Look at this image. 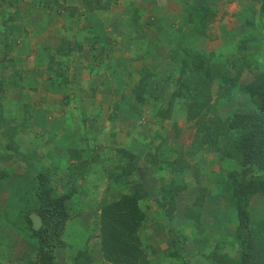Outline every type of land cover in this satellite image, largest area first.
I'll return each instance as SVG.
<instances>
[{
  "label": "crops",
  "instance_id": "0c3cea01",
  "mask_svg": "<svg viewBox=\"0 0 264 264\" xmlns=\"http://www.w3.org/2000/svg\"><path fill=\"white\" fill-rule=\"evenodd\" d=\"M1 1L11 3L12 0ZM36 1L17 0L29 4L27 15H23L24 9L16 7L11 15L14 17L16 14L15 17H22V20L17 21V25L10 22L0 25L3 37L11 43L6 47L11 58L10 65L5 66L9 75L5 78L0 70V81L3 82L1 92L9 98V104L15 106V113L28 120L25 127L15 130L11 138L18 149L31 153L40 146L41 153L50 152L51 161L64 165L65 161L73 162L70 164L73 167L69 168L75 171L76 177L72 179V185L65 186L73 188L69 189L71 192L66 202L70 218L65 226L72 230L71 233L75 230L81 233L76 252L87 248L91 264H105L99 250V208L116 200L120 194H131L132 186L139 185L145 193L139 201V208L144 213L142 234L149 239V249L145 252L148 264H213L205 258L213 253L232 255L230 246L236 221L220 182L230 170L224 168L226 160L219 159L216 153L192 149L193 122L186 120L182 99L170 97V85L166 81L163 83L162 79L168 76L171 68V72L175 71L176 65L169 52L171 48H178L177 39L181 38V42L186 43L190 41L191 47L202 49L196 44L201 38L209 43L207 51L202 50L225 56L231 45L229 40L244 37L243 24L247 17L256 16L261 0L58 1L65 7L76 9L72 18L65 15V22L78 23L79 20L80 24L81 20L82 24L81 27H75L74 23L70 25L71 33L65 34V40L70 44L65 42L62 56L55 53L62 40L57 36L59 27L53 22L56 19L52 20L53 16H57V10L53 8L46 16L41 6H34ZM85 2L98 4L99 7L86 12L83 7ZM182 4L207 11L210 20L202 29L203 34L197 33L201 28L195 20L187 18ZM34 17L39 18L38 22L31 28L27 27V18L35 20ZM41 18H48V21ZM131 18L143 26L137 29ZM65 26V31H68V25ZM84 38L87 42H90L89 39L95 41V47L90 48ZM76 40L82 42L79 52L73 49L72 43ZM214 43H218L219 47L211 48L210 44L215 47ZM47 53L53 54L54 61L65 64V88L50 89ZM145 53L155 59L147 64L154 77L147 81L148 91L143 101L138 103L130 90L136 79L132 84L131 77L126 78V83L124 79L125 72L134 70L129 58ZM141 65L134 66L140 68ZM167 67L171 68L166 71ZM15 113L7 111L5 117H15ZM5 144L2 142L3 147ZM59 150H63L65 157ZM121 152L132 156L130 165L133 170L128 175H121L128 163ZM169 162H178L181 169L171 171ZM23 163L28 164L26 160ZM4 165L10 182L17 167L8 163ZM18 170L19 175L16 176L22 179L25 166ZM67 177L65 183L71 175L67 174ZM170 182L180 190L173 195L175 215L173 219L165 220L161 214V196L165 198V192L161 188ZM20 188L21 185L18 188L12 184L0 190L1 222H12L13 218L7 217L10 215L5 205L19 204L23 194ZM199 188L202 189L203 199L200 206H193ZM62 189L63 186L56 193ZM263 202L264 197L256 194L248 204L250 222L262 233ZM189 208L199 216L197 229L185 222L184 213ZM186 225L189 227L185 228ZM182 228H185L184 232ZM178 232L185 239L179 237ZM13 240L14 243L7 248L8 256L0 254V261L5 259L3 264H23V261L26 264V260L35 259L36 247L32 240L20 235ZM182 244L185 245L183 249L180 247ZM173 248L178 250L172 252ZM65 252L62 248L54 249L55 264H73L71 258L65 260ZM233 254V259L238 261V252ZM22 255L26 257L22 258Z\"/></svg>",
  "mask_w": 264,
  "mask_h": 264
},
{
  "label": "trees",
  "instance_id": "16d2710c",
  "mask_svg": "<svg viewBox=\"0 0 264 264\" xmlns=\"http://www.w3.org/2000/svg\"><path fill=\"white\" fill-rule=\"evenodd\" d=\"M58 1L62 0H37L34 6H41L45 10L46 16L49 15L53 8H56L57 14L62 13L60 17L63 18L67 15L68 18H72L76 9L74 7H65L63 3ZM1 4H3L2 1ZM181 6L185 8L187 18L189 17L190 21L195 20L194 22L201 28L197 33L203 34L202 29L210 20L207 11L201 7L195 8L184 4ZM83 7L86 12H89L96 10L99 5L85 2ZM0 13L1 16L5 15L4 8H1ZM10 15L8 14V17L5 18L7 22L13 20L12 15ZM194 15L197 18L192 19L190 16ZM247 18L246 23L249 27V34L244 35L235 44L236 55L234 57L216 56L213 53H206L193 45L191 47L190 41L186 43L181 42V38L177 39L178 48H171L172 50L169 52L171 60L176 65L175 71L168 73V76L163 81V83L166 81V84L170 85V97L175 98V95H180L182 103L186 107V120L193 122L192 149H204L216 153L218 157L221 158L222 156L221 160L232 159L234 164V170L230 169L226 175L230 187L228 202L226 203L230 207L236 221L230 247L233 246L234 249L238 250L237 256L239 260L235 261L233 259L234 250L230 256L213 253L206 258L213 264H264V233L259 231L253 225V222H250L248 209L249 200L252 196L256 194L264 196V69L262 68L263 65H260L262 61H258L255 52H246V47L255 39L252 36L255 30V23L264 30V0L260 1L256 16ZM131 22L137 29L142 26L138 25L134 18H131ZM83 40L87 42L85 38ZM89 41L87 43H89L90 48L95 47L96 42L91 41V39ZM65 42L70 44L65 39H62L61 45L65 44ZM73 42V49L79 52L82 42L79 40ZM64 51L65 48L63 49L60 46L55 53L57 56H62ZM1 67L5 68L4 66ZM46 67L50 74L54 75L49 77L50 89L55 91L63 86L60 83H55V79L58 77V81L64 82L65 85L67 71L64 63L61 64L54 61L53 54H49ZM244 69L250 72L251 80L246 84H240L239 75ZM63 70H65V76L60 78L64 74ZM136 72L138 79L131 85V93L133 99L141 103L149 88L147 81L153 80L154 75L145 65L141 66ZM125 76L124 82L126 78H132V69L130 72H125ZM2 83L0 81V86ZM213 85H215V92H213ZM233 92H237L247 99H252L257 102L258 107L247 111L234 110L226 119H222L218 113H215V108L217 104L224 102ZM214 93L215 98H213ZM214 103L216 104L215 106ZM24 122L22 127H25L28 120H24ZM12 134L13 132H9V130L0 132V136L5 138L3 140L8 142L4 146L6 150H10L12 153L16 152L15 154H22L25 159H31L35 162L43 163L49 161L52 165H57V167L65 166L57 162V164H53L50 160V152L41 153L39 151L40 146L33 149L31 153L26 150L20 152L15 143L13 144L11 141V136H14L15 133ZM122 154L124 158H127L128 163L121 171V175H128L133 170L130 165L132 156L130 154ZM178 165V162H169V167L173 172L181 169V166ZM71 166L69 165L70 168L73 167ZM3 171L5 169L0 170V178H2L0 182L6 180L9 176ZM53 171L51 173L44 169H35L30 178L32 182H30L29 188L23 182L17 183L18 188L20 185L22 186V195L27 199V203L21 205L20 209L18 208L16 211L8 210L10 217L20 222H14L13 220L12 222H4L8 225L6 226L9 235L14 237L20 235L33 241L36 247V257L33 261L26 260V264H55L54 249L64 246L61 241V234L65 222L70 218L66 202L69 199L70 190L73 188L65 187L70 182V180H67L68 182L66 181L62 185V191L56 193L55 188L50 183L51 179L56 177L57 174L55 173V168ZM256 175L259 177L257 178ZM166 187L169 189L165 192V198L161 196V214L165 220H170L175 215L173 195L180 188L174 186L172 182ZM164 189L161 188L163 193ZM28 191H30V194H28ZM144 196L145 193H143L141 187L133 185L131 194H120L116 200L100 206L97 225L99 250L103 263L148 264L145 252L149 249V244L143 246L140 240L143 236L141 227L144 223V213L139 208V201ZM166 198L167 201H164ZM202 199L203 195L199 192L192 205L200 206ZM31 212L41 220V226L37 231H33L30 227L28 215ZM184 218L190 227L197 229L199 216L193 214L190 208L184 213ZM189 226L186 225L185 228ZM185 228H182L183 232ZM179 237L185 239L182 234ZM6 240L7 238L5 237L3 242H8ZM176 250L178 248H173L171 251L176 252ZM72 260L73 264H91L87 248L77 251ZM3 263H5V259L0 261V264Z\"/></svg>",
  "mask_w": 264,
  "mask_h": 264
},
{
  "label": "rangeland",
  "instance_id": "374dc122",
  "mask_svg": "<svg viewBox=\"0 0 264 264\" xmlns=\"http://www.w3.org/2000/svg\"><path fill=\"white\" fill-rule=\"evenodd\" d=\"M22 2H26V1H22ZM1 5H3V6H1ZM19 5H21V6H19ZM60 5H62V4H60ZM63 6H65L64 3H63ZM16 7L19 10H23L24 9L23 15H25V16L27 15L26 10L27 11L30 10L28 3H21V2L19 3L16 0H12L11 3L7 1V2L1 4V2H0V10H1V8H4L5 14H6L2 18H0V25L3 24V23H5L7 25L8 22H7V20H5V18L7 17L8 14L15 13V12L11 13V11L14 10ZM18 14L21 15V13H18ZM61 14L62 13L57 14V16H53L52 20L53 19H56V20H53V22L54 23L56 22V25H58L57 27H59L58 35L57 36H60L61 39H65V34H68L69 35L68 32L71 33V31H70L71 30V26H73L71 24L74 23V26L75 27H78V26L81 27L82 24H81V20H80V24H79V20H78V23H76L74 21L71 22V23H67V22H65V17H63V18L60 19V15ZM15 15L13 17V20L10 21V23H12V25H17V21H21L22 20V17L20 19H18L17 17H15ZM30 16H32V14ZM193 17L194 18H197L196 15H194ZM44 18H41V20L43 19V21H46L47 22L48 21V18H46V19H44ZM34 19L35 20H33L32 18H27V22H28V26L27 27H29V28L33 27V25H35L38 22V20H39L38 17H34ZM57 19H58V21H57ZM245 22H247V20H245ZM25 24H27V23H25ZM65 25H68L67 26L68 31H65V29H66L65 28L66 27ZM247 25H248L247 23H245V25L243 24L244 30L246 32L245 35H248L249 34V27ZM36 26L38 28L40 27L39 24L36 25ZM0 27H2V26H0ZM207 31H209V27L207 28ZM208 34H209V37H210L211 34L210 33H208ZM3 35H4L3 31H1V29H0V70H1V72H4L2 74L6 78V76H8L9 74H7L6 69L3 68V67H1V66H4L5 67V66H9L10 65V62L9 61H11V58L9 57V53H7L6 47H8L9 44L11 45V43L10 42H7L8 40L6 38H4ZM252 36H254L255 39H254L253 42L251 41L252 43H250L246 47V52H252V51L255 52L256 58H258V61H262V63L260 65H264V44H262V42H264V30H263V28L261 26L256 25V23H255V30L252 33ZM68 37H70V36H68ZM239 40H241V39H239ZM236 41L238 42V40H236ZM236 41H234L232 39L229 40V42H231V45H229V51H226L224 53V54H226L225 56H232V57H234L236 55V53H235L236 48L234 47L235 44L237 43ZM196 44L199 47H201L202 49H204V50L207 51L209 43H205L204 40H202L201 38H198ZM214 44H215V47H213L210 44L211 48H217V47H219V44L218 43L217 44L214 43ZM60 46L63 49L65 48V44H62ZM158 47H160V46H158ZM118 54H119V57L122 56L120 54V51L118 52ZM27 56H29V55H27ZM149 57H151V56H147V53H145L144 55H135V56H132V57L129 58V62H130L131 65H133V69H134V70H132V77H133V79L130 78V83L131 84L133 82H135V79H136V81L138 79V74H137L136 71L139 69V67L138 66H134V65H139V64L141 65L142 64L141 66H144L145 65V67L148 68L147 67V64H149V62L151 64V62L155 60L154 58L151 59ZM157 57H158V55L155 58H157ZM55 61H57V60H55ZM63 61L64 60H62L61 62H63ZM169 68H171V67H167V68H165V70L167 71ZM171 71H172V68L169 71V73ZM62 72L64 74L61 75L60 78H62L63 76H65V70H63ZM52 75L53 74H50V72L47 70V76H52ZM58 78L55 79V83H60L61 85H63L62 87H65L64 82L61 83L62 81L61 82L58 81ZM165 79H162V81H164ZM249 80H251V74H250V72L247 71V70H245V69L242 70L241 73H240V75H239V83L240 84H246ZM162 85H165V84L162 83ZM131 87L132 86H130V90H131ZM0 88H1V86H0ZM214 88H215V85H213V92H215L214 91ZM1 91H2V88L0 89V132H4L5 130H9V132H13V134H14L15 133V130H17L19 127L22 126V124H24V120L21 119V117L24 118V116L21 115V114L20 115H17L15 113L16 112L15 106H13L12 104H9L10 103L9 102V98H7V96H5V95H2V92ZM170 92H171V90H170ZM175 97H179L180 98V95H175ZM213 98H215V93L213 95ZM215 105L216 104L214 103V106ZM257 107H258L257 102L253 101L252 99H247V98H245L244 96H242L241 94H239L237 92H233L232 95L231 96H228L227 99L224 102H220L219 104H217V106L215 108L216 109V112L215 113L216 114L218 113V115L222 119H226V117L229 116L232 113V111H234V110L247 111V110H251V109L257 108ZM7 111H13V113H15V115H14L15 117H10L7 114L9 116V118L7 119L5 117V112H7ZM18 111L20 112V109H18ZM24 113H25V111H24ZM2 115H3V117H2ZM19 133H21V131H19ZM11 138H12V136H11ZM3 139H5V138H3V137L0 136V170L1 169H4V166H5L4 164H6V163H8L9 166H11V167H14V166L17 167V170L15 169V171H13V175L15 177L13 178V180H11L9 182V184H8V180L7 179L6 180H3L2 182H0V190L2 188L6 187L7 185L10 186L11 184L17 186V182H23V184L25 186H27V188H29L30 187L29 184H30V182H32V179L30 180V178L33 175L32 172H34V170L35 169H38V168H39V170L40 169H42V170L44 169L46 171H50L51 173L54 172L53 170L55 168V173H57L56 174V177L52 178L51 179V182H50L51 185L55 188V190H57V189L58 190H61V186L63 185V183H65V179L68 178L67 177V174H70L71 175V178H69L68 180L71 181V182H69V184L72 185V179L74 180L75 179L74 177H76V175L74 174L75 171L70 170L69 165L70 164H73V162L67 163L65 161V168L63 166H61L60 169L57 167V165H52L51 162H48V161L39 164L40 162H35L34 160H31V159H25V156L22 155V154H18V153L15 154L16 152H13L12 153L10 150H6V148L2 146V142H6V143H8V142L7 141H4ZM19 150H20V152H23L24 151L23 149L21 150V148H19ZM46 150H50V149H46ZM17 151H18V149H17ZM59 151L62 152V154H64L63 153V150H59ZM6 152H8L10 154H8ZM54 154H56V152H54ZM64 157H65V154H64ZM75 158L76 157L74 156V159ZM220 159H222V156H221ZM24 160L27 161L28 165H26L25 163H23ZM75 161H79V160H75ZM52 163L53 164H57L56 161H52ZM75 165H78V163H76ZM233 165L234 164H233L232 159L231 160H226V165H225L224 168L226 170H230V169L231 170H234ZM23 166H25V170H23V172H22V176L23 177H22V179H18L17 178L18 176H16L17 174L19 175V170L18 169L19 168H23ZM66 169H67V171H66ZM235 170H237V169H235ZM3 172L5 174L7 173L6 171H3ZM50 172H48V173L50 174ZM256 177L258 178L259 176L256 175ZM1 179L2 178H0V180ZM227 180H228L227 179V176H225V175H223L221 177V179H220V182L223 184V186H221V189L223 190L224 198H225L226 202H228V194H229V191H230L229 183L227 182ZM227 183H228V186H227ZM216 184L219 187V183L216 182ZM168 189L169 188L165 187V189L163 191L166 192V191H168ZM20 190L22 191V188H20ZM198 191L200 192L201 195H203V192H202V189L201 188H199ZM26 192H27V189H26ZM28 192H29L28 194H30V191H28ZM260 195L261 194H258V196H260ZM26 203H27V199L22 195L20 197V199H19V204L18 205H16V204L15 205L9 204V205H5V207H7L8 209H10L12 211H16V209H18V208L20 209L21 205L26 204ZM7 217H10V216H7ZM171 219H173V217ZM13 221L14 222H20V221L15 220V219H13ZM7 222H10V221H7ZM7 230H8L7 229V226H5L4 222H1L0 221V254H3L5 256H8V252L9 251L7 250V248L12 244L11 242L14 241L13 240L14 237L13 236H10L8 234ZM63 231L64 232H62L61 235H63V233H64V235L62 236V238L65 241L64 240L62 241V238H61V241L63 243L65 242L64 246L62 247V249L64 251L66 250V252H65V260H67V258L68 259L71 258V261H72V258L74 257V251L76 252V250H78V248L80 246L79 245L80 244L79 243V238H82L81 235H80L81 233H79V230H75V231H73L71 233L70 231H72V230H70L68 226H64ZM83 235H85V232H84ZM76 236H77V239L75 238ZM5 237L7 238L6 241H8V242H3L5 240ZM67 237H70V238L67 239ZM140 240L142 241V245L143 246L145 244H148V241H149V239L146 236H144V235L141 237ZM196 246H198V247H204V245H196ZM180 247H181V249H183L182 247H185V245L182 244ZM194 248L196 249V247H194ZM230 249L238 252V250L237 249H234L233 246L230 247ZM69 254H72L71 257H69ZM21 257L22 258H25L26 255H22ZM24 262L25 261H23V264H25Z\"/></svg>",
  "mask_w": 264,
  "mask_h": 264
},
{
  "label": "water",
  "instance_id": "95a60500",
  "mask_svg": "<svg viewBox=\"0 0 264 264\" xmlns=\"http://www.w3.org/2000/svg\"><path fill=\"white\" fill-rule=\"evenodd\" d=\"M28 219L30 221V227L33 231H37L41 226V220L37 215H35L33 212H31L28 215Z\"/></svg>",
  "mask_w": 264,
  "mask_h": 264
},
{
  "label": "clouds",
  "instance_id": "9594fccd",
  "mask_svg": "<svg viewBox=\"0 0 264 264\" xmlns=\"http://www.w3.org/2000/svg\"><path fill=\"white\" fill-rule=\"evenodd\" d=\"M108 264V263H107Z\"/></svg>",
  "mask_w": 264,
  "mask_h": 264
}]
</instances>
